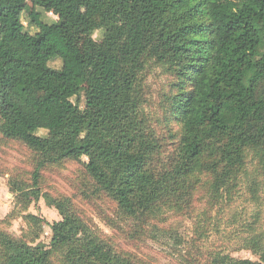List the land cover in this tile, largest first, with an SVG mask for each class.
Wrapping results in <instances>:
<instances>
[{
  "label": "trees",
  "instance_id": "trees-1",
  "mask_svg": "<svg viewBox=\"0 0 264 264\" xmlns=\"http://www.w3.org/2000/svg\"><path fill=\"white\" fill-rule=\"evenodd\" d=\"M28 1L36 34L26 32L22 22ZM0 3L6 4L0 5V133L39 158L32 190L19 189L28 205L41 197L42 169L83 157L96 190L127 217L144 220L189 204L200 174L212 177L216 194L238 181L248 151L264 162V0ZM37 8L59 22H43ZM100 29L110 74L96 53L93 34ZM58 58L61 69L47 65ZM152 61L171 73L166 114L180 126L177 147L166 161L138 117V85ZM82 95L83 110L73 102ZM41 129L46 137L37 133ZM45 197L62 217L49 224L50 244L36 257L0 228V264H56L58 254L60 264H134L113 249L99 262L95 255L103 240L97 232L70 200ZM248 248L258 261L217 254L211 263L264 264L262 241L255 238Z\"/></svg>",
  "mask_w": 264,
  "mask_h": 264
},
{
  "label": "rangeland",
  "instance_id": "rangeland-1",
  "mask_svg": "<svg viewBox=\"0 0 264 264\" xmlns=\"http://www.w3.org/2000/svg\"><path fill=\"white\" fill-rule=\"evenodd\" d=\"M1 5V3H0ZM6 5V4H2ZM1 5V7H2ZM28 9L22 14L25 31L36 34L38 29L29 23ZM42 21L47 24L59 22L58 16L42 8H37ZM74 46L79 58L81 42ZM103 30H96L93 39L96 53L106 73L112 67L101 53ZM51 68L61 69L60 58L47 62ZM173 78L165 65L150 62L140 77L138 92L140 106L138 117L144 122L145 131L161 144L162 155L166 161L174 154L180 138V126L167 119L166 107L171 92ZM81 110L85 108L84 95L73 99ZM46 137L48 132H37ZM36 153L24 144L8 140L0 133V228L27 244L29 252L41 257L43 247L50 244L52 232L49 224L62 221L58 210L49 206L45 195L54 199H68L75 212L85 223L97 232L103 240L96 253V259L104 261L111 249L129 258L134 264H212L217 254L229 255L236 259L258 261V257L248 248L257 238L264 245V162L256 151L247 152L246 164L240 172L238 181L230 190L214 193L211 188L212 177L200 174L195 183L193 197L189 204L167 211L153 220L129 218L117 204L96 190L94 182L87 173L83 157L78 161H66L49 165L40 172V199L31 203L23 198L19 189L29 192L33 188V174L38 165ZM16 190V191H15ZM13 213V216H7ZM39 220L37 224L31 219ZM38 227L39 237L34 240L31 229ZM62 255L53 258L60 264Z\"/></svg>",
  "mask_w": 264,
  "mask_h": 264
}]
</instances>
